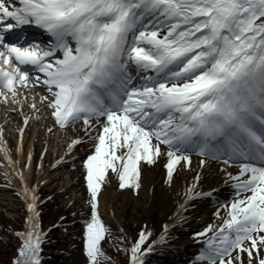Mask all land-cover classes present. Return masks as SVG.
I'll use <instances>...</instances> for the list:
<instances>
[{
  "label": "snow or ice",
  "instance_id": "snow-or-ice-1",
  "mask_svg": "<svg viewBox=\"0 0 264 264\" xmlns=\"http://www.w3.org/2000/svg\"><path fill=\"white\" fill-rule=\"evenodd\" d=\"M26 26L43 29L47 46ZM30 79L46 89L41 101L56 126L82 124L84 135L68 151L92 145L83 161L87 264L111 259L101 247L110 230L99 212L109 172L119 189H140L142 168L165 156V182L172 184L193 154L197 167L239 166L236 175L227 173L237 198L221 204L228 215L201 241L195 260L245 264L246 256V264H264V0H0V96L7 102L11 93L16 103V85ZM16 175L28 216L15 233L21 244L11 264H42L47 234L38 185H28L23 167ZM200 180L197 172L184 188L175 219H187L191 200L213 197L214 189L197 190ZM169 226L147 246L151 231L142 230L125 249L128 264H145Z\"/></svg>",
  "mask_w": 264,
  "mask_h": 264
},
{
  "label": "rangeland",
  "instance_id": "rangeland-1",
  "mask_svg": "<svg viewBox=\"0 0 264 264\" xmlns=\"http://www.w3.org/2000/svg\"><path fill=\"white\" fill-rule=\"evenodd\" d=\"M13 121H10L11 124H13ZM52 129V128H51ZM45 130V127L44 129ZM66 133H64L65 135ZM69 134V133H67ZM11 140L14 141V152L15 154L17 151V145L15 144V139H13V136L10 135ZM30 141L25 142V150L28 147ZM36 142H38L36 140ZM46 144H41L40 147H38L37 145L34 146L33 144V148L31 150V159L30 161L26 160L25 162V171H27V179L32 182V187L36 186L37 183V178L39 177V168H40V163L48 160L47 165L45 166L44 170L46 172V176L50 179L51 176H53L55 173H53L55 170L49 169L51 164H54L55 161V157L58 156L57 158H60V156L62 155L61 152H59L58 154H55V150H51V152L49 153L45 146ZM54 151V152H53ZM76 154L75 150L72 149V151L67 155V156H71L74 157ZM86 155H82L81 158L86 159V156L91 154V150L90 152L87 154V152L85 153ZM18 158V155H15L14 157V161L16 162V164H18V161L15 160ZM79 163V167L76 166V169L71 170V167H66L63 168L64 169V176L63 178L60 180V182H58L57 185L55 184V181L53 182V184H47L46 183V179H41L42 180V184L39 186V188L41 187V192H45L47 191V193H49L50 195L47 196V198L51 197L52 198V202L56 203L54 205L56 206H52V210L55 213L57 208H59L60 206H63L64 208H69L72 211L71 214H69L68 216H66L69 219H73L75 218L76 214L75 211L78 208L79 211H83L84 213H81L80 215H78V217L82 218L84 216V218L86 220H89L91 218V208L89 206V199H90V193L89 190L87 188V182H86V169L84 167L83 161ZM160 157L157 159L156 164L159 162ZM1 162V161H0ZM2 163V162H1ZM166 163V160L164 163H162L163 168H164V164ZM156 164L154 165H145L149 170H153L154 167L156 166ZM78 165V164H77ZM12 167V166H10ZM78 168V169H77ZM165 170V178L164 180H162L161 184L164 187H167L166 189V194H167V204L165 205V201L164 198L162 197L163 193H160L161 190H155V193H153V197L154 198V204L152 206V208H149L148 206H146V204H144V198H142L141 194V190L143 188L144 182L147 181L146 177L144 176V170L142 168V172H141V187L140 189H132V188H128V189H119L118 184L119 181L118 179L113 175V177L115 178V184L114 187L117 188L119 194H117L114 199L115 200V206L117 207L116 209L121 211L120 212V216L124 217V222L121 223V225H119L118 223H111V224H107V219L104 213V210L102 211L101 208V200H100V196H99V212L101 215V219L104 221L105 225L109 228L110 231H108L109 236L107 237L108 239H106L102 244L101 247L103 249V251L105 252L106 256L110 257V260H105L103 258L99 259L98 264H121L119 263L122 259V257L124 255H126L125 252V247L122 246V240L123 238H126L127 241L130 242H134L136 240V238L139 236V233L142 230H150L151 231V236L150 238L157 236V234L161 231L162 225L166 222L168 223V221L170 222L173 219L174 214L176 213V206L178 203V199L181 197L179 192L175 191V182L176 180L180 177V170L181 168L179 167V165L177 166V170L173 175V180L174 182L172 184H168L166 183V169ZM111 173V172H109ZM112 174V173H111ZM50 176V177H49ZM16 177H12L9 174H5L2 173L0 170V194L2 195L3 198L0 197V224H1V228L0 231L4 232L7 230H11V231H15L17 230V228L15 227L16 225V221L18 220L19 216L21 215V217L24 216V214L21 212L20 210V202L23 201L22 199V195L20 194V192H16L17 187L16 185H19L18 179H16ZM107 184V183H106ZM105 185L102 186V188H104ZM199 188H209L208 185L205 182H202L199 184ZM16 189V190H15ZM198 189V188H197ZM39 190V189H38ZM39 190V192H40ZM123 192H129L130 194L134 195L136 198H138V202L136 203V205L134 206V204H131L130 202H126L125 203V199H123ZM101 193H102V189H101ZM19 203V204H18ZM26 206V203H24ZM194 208H192V205L189 204V206L186 207V209L183 211V216H185L187 219L189 218L190 214L193 212ZM210 217L207 220H204L200 225H190L188 227H183L182 223L183 221H179L177 219L174 220L171 229L168 228L167 231V235L165 236V240H168V238L171 237V235L173 236V238L175 239V241H179V244H183L181 242V239H184L187 243L188 246H186L185 249H188L191 245V243L195 242V241H201V239H203L204 237H206L211 231H209L208 233L205 234L204 237H199L196 235L197 232H202L205 228H207L208 225H212V229H216L217 228V224H221V222H223V219L227 217L226 212H221L220 215H218V219H214L211 214L209 215ZM56 216L53 215V213H51L49 215V220L48 223L50 224L53 220H55ZM10 219L7 220L6 225L3 224V221H5L6 219ZM63 218H58L56 219V221H60ZM12 221H14L15 223H13ZM195 222V221H194ZM15 224V225H14ZM4 226H7V228H5ZM211 229V230H212ZM69 228H65V226H61V228L58 229V231H60L58 234V238L56 239H61L64 238L65 241H61L59 242L60 245H65L64 249L61 250L60 248H57L56 250L58 251V253H64L62 254V258L59 261L58 264H87V257L85 254V250L83 251V248L85 249V246L78 248L77 246L74 245H78L76 239L74 238V233L69 231ZM85 233V229L82 228L81 229V233ZM9 243V242H8ZM178 244V245H179ZM15 245V244H14ZM159 246V245H158ZM158 246H156L155 248L157 249ZM0 247L2 248V251H0V264H4V263H8L9 258L7 256V250L5 251V247L0 245ZM78 251V252H77ZM72 253L74 256L76 257H72ZM16 255V252H15ZM150 256V254L146 255L145 259L148 258ZM245 259V264L247 262V257H244ZM193 260L189 263V262H183L180 264H192ZM171 264V263H169ZM172 264H177V263H172Z\"/></svg>",
  "mask_w": 264,
  "mask_h": 264
},
{
  "label": "bare ground",
  "instance_id": "bare-ground-1",
  "mask_svg": "<svg viewBox=\"0 0 264 264\" xmlns=\"http://www.w3.org/2000/svg\"><path fill=\"white\" fill-rule=\"evenodd\" d=\"M15 99L17 101L16 103H13V97L5 102V100L0 97V126L2 127V130L0 129V161L3 162L2 160L6 159V161L9 162L6 167L7 170L9 169V164H11L14 169H16V172L20 171L23 167L25 179L30 186V182L27 179L28 172L25 171L24 168L26 160L30 161L29 157H31L33 144L34 146L37 145L38 147H40L41 144H46L44 146L49 153L53 149L55 150V154H58L59 152L66 154L68 152V145L71 143V141L77 137L83 136L84 132L82 126H77L73 131L67 132L69 134L64 135L63 131L60 130L58 126H56V122L54 123L51 120V117L48 116V111H46L45 107L39 106L38 110L45 109V111L42 110L35 113L36 111H33L34 108L32 107V103L36 102L37 96L35 93H32L31 90L25 88L19 90ZM2 107L6 108L5 112H3L4 110ZM25 117L28 118L27 124L24 123ZM12 120H14L13 124L10 122ZM44 127L45 130H43ZM50 128H52V131H49ZM20 129H23L22 134ZM10 135H12L13 139L16 140L15 143L17 144V154H15L13 150L14 141L11 140ZM36 140L38 142H36ZM27 141L30 142L27 149L25 150L24 145ZM6 142L8 144L7 146L5 145ZM73 148L78 151L77 155L73 157V160L70 158H65L68 160L63 161L62 163L58 164L57 167L53 168V170H55L53 173L55 174L51 176L50 179L46 176V172L44 170L48 160L47 162L44 161L40 163L39 178L46 179L45 181L47 184H53L55 181L54 185H57L64 176L63 168H65L71 161L76 162L80 156L84 155L87 151H89V149H92V145L90 143H83L76 145ZM15 155H18V158L15 159L18 161V164H16L14 161ZM55 158H57V156ZM199 159L200 157H192V165L181 168L180 170V177L174 184V190L176 192L178 191L181 196L178 202L183 200L184 188L193 182V178L197 172H199L201 176L199 184L205 182L209 187L208 189L215 188L217 189L216 193L218 191V193L221 194L226 193L225 190H227L228 187L222 179L223 174L220 166L213 162H209L203 167H197ZM164 160L165 156H161L160 162L156 164L153 170H149L146 166L143 167L144 176L146 177L147 181L144 182L140 195L145 200L144 204H146V206L149 208H152L154 204L153 201L155 197H153V193H155V190H161L160 193H163L162 197L164 198L165 205L167 204L166 201L168 197L165 192L167 187H164L161 184V181L165 178V170L163 169L162 165ZM109 176L111 178V183L106 184L100 196L101 208L102 211L104 210L109 221L113 223L116 222L121 225V223L124 222V217L120 216L121 211L116 209V199H114V197L119 194V192L117 188L114 187L115 178L113 177V174L109 173ZM122 196L123 199H125V203L130 202L135 206L138 202V198L129 192H123ZM0 197L3 198L1 194ZM190 204L195 206L196 210L192 212L190 218L183 225H188L193 219L197 220L195 223H200L201 221L208 219L214 208V205L210 201L199 200L198 202L197 200L193 199L190 201ZM181 242L188 246V242H186L184 239Z\"/></svg>",
  "mask_w": 264,
  "mask_h": 264
},
{
  "label": "trees",
  "instance_id": "trees-1",
  "mask_svg": "<svg viewBox=\"0 0 264 264\" xmlns=\"http://www.w3.org/2000/svg\"><path fill=\"white\" fill-rule=\"evenodd\" d=\"M51 210L52 209L49 207L48 210L43 212L44 214H43V217H42V220H41V224H42L43 228H47V226L49 224L48 223V220H49L48 218H49V215L51 214ZM55 218L57 219V216ZM55 220H53V221H55ZM11 236L16 238V236L14 234H11ZM58 236H59L58 235V231L53 230L52 232H50V235L47 238V242L41 245V247L43 249L41 254L44 257L43 260H42V264H58L59 261L61 260L62 254H64V253L63 252L62 253H60V252L58 253V251L56 249L60 248V247H61V250L64 249L65 245H62V244L60 245L59 242L65 241V240L56 239V238H58ZM122 242L124 243V245H122V246L127 248L126 242H124V241H122ZM2 246H4L6 248L5 251L7 250V256L9 258L8 263H4V264H11V257L14 255V250L10 249V247H8L9 245L7 246V245L3 244ZM78 248H79V245H78ZM0 251H2L1 247H0ZM73 254H75V253H72V257H76ZM127 257H128V253L126 252V255H124L122 257V259H121V261L119 263L127 264L126 263Z\"/></svg>",
  "mask_w": 264,
  "mask_h": 264
}]
</instances>
